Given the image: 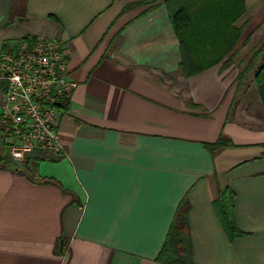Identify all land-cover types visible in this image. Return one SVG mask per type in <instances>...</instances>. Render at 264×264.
<instances>
[{
	"label": "crops",
	"instance_id": "0c3cea01",
	"mask_svg": "<svg viewBox=\"0 0 264 264\" xmlns=\"http://www.w3.org/2000/svg\"><path fill=\"white\" fill-rule=\"evenodd\" d=\"M245 1L231 53L264 23V0ZM12 4L0 0V47L57 38L77 85L60 114L64 153L30 162L59 183L0 168V264H163L156 257L183 197L196 264H264V126L236 119L238 109L227 119L236 77L264 38L245 58L184 77L164 0H26L13 17ZM222 131L234 146L212 156L204 143ZM225 186L247 232L234 240L214 208Z\"/></svg>",
	"mask_w": 264,
	"mask_h": 264
},
{
	"label": "trees",
	"instance_id": "16d2710c",
	"mask_svg": "<svg viewBox=\"0 0 264 264\" xmlns=\"http://www.w3.org/2000/svg\"><path fill=\"white\" fill-rule=\"evenodd\" d=\"M169 11V16L180 42L181 59L178 65V73L184 77H189L218 64L227 55V59L222 63L226 67L233 60L234 55L239 52L236 47L243 33V27L237 26V20L246 12L245 0H164ZM146 2V1H145ZM148 2V1H147ZM25 11L26 0H13L12 17L15 13H20L19 8ZM21 14V13H20ZM50 18L60 22L54 16ZM36 36L28 35L17 40L20 44L24 40L35 39ZM251 72H254V81L257 87L259 98L264 107V42L260 49L255 51L248 60L244 70L241 71L236 80L238 82L237 91L242 85L243 79ZM171 75V73H164ZM236 95L230 105L227 119L229 120L236 106ZM69 102L66 101L60 109L63 112L67 109ZM207 150L215 156L226 147L234 146L232 139L223 131L214 142L204 143ZM264 148V142L261 143ZM61 155L35 154L27 158L25 162L13 160L5 144L0 152V168L11 169L25 175L33 182H57L50 176H42L36 172V167L30 162L41 160H56ZM264 157V151L262 152ZM236 191L231 186L220 188L218 197L214 200V208L218 218L224 227L230 240L247 234L236 224ZM191 209L190 201L183 197L178 204L171 226L167 233L164 245L156 257V260L163 264H196L193 254L192 236L190 229L189 213ZM63 241L62 252H65L66 239Z\"/></svg>",
	"mask_w": 264,
	"mask_h": 264
},
{
	"label": "built area",
	"instance_id": "2783aa9c",
	"mask_svg": "<svg viewBox=\"0 0 264 264\" xmlns=\"http://www.w3.org/2000/svg\"><path fill=\"white\" fill-rule=\"evenodd\" d=\"M0 84V133L10 157L24 162L35 154L62 155L60 105L77 82L68 74L60 41L40 35L0 47Z\"/></svg>",
	"mask_w": 264,
	"mask_h": 264
},
{
	"label": "rangeland",
	"instance_id": "374dc122",
	"mask_svg": "<svg viewBox=\"0 0 264 264\" xmlns=\"http://www.w3.org/2000/svg\"><path fill=\"white\" fill-rule=\"evenodd\" d=\"M19 10L23 16L25 14L24 9L23 8L21 9L20 7ZM31 27H32L31 24L30 25L25 24L23 26L21 25L19 28V31L25 33L28 30H30ZM29 32L30 31H28L27 33ZM263 38H264V23L261 27L256 29V34L253 37L248 38L249 39L248 42L250 43H248L249 45H247V47L241 50L243 47L242 45L244 44L240 45L241 49H239V52L237 55H240V57H243V58H245L247 55H250L252 50H254L257 46L261 45ZM156 76L164 80H169V78L164 75L158 74ZM173 77L174 79L171 81L172 85L175 83L174 80H176L177 75H173ZM0 96H1V93H0ZM260 104H262V102L259 98L257 88L254 85L253 74L252 73L248 74L247 77L243 79L242 85L237 91L235 110L238 109V112H237L236 119L240 121H244V122L250 121L253 126H258V127L264 126V122L259 117L256 116V114H258V112L261 111ZM235 110L233 112L234 114L236 112ZM249 114L250 115L252 114V116L249 117Z\"/></svg>",
	"mask_w": 264,
	"mask_h": 264
}]
</instances>
